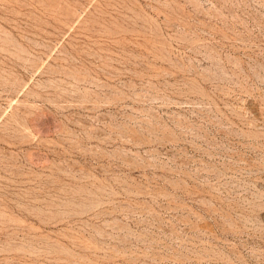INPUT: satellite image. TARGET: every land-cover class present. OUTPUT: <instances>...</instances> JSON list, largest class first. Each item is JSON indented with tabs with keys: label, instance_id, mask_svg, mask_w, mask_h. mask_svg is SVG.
<instances>
[{
	"label": "rangeland",
	"instance_id": "rangeland-1",
	"mask_svg": "<svg viewBox=\"0 0 264 264\" xmlns=\"http://www.w3.org/2000/svg\"><path fill=\"white\" fill-rule=\"evenodd\" d=\"M0 264H264V0H0Z\"/></svg>",
	"mask_w": 264,
	"mask_h": 264
}]
</instances>
